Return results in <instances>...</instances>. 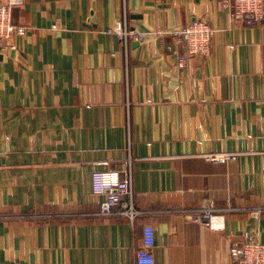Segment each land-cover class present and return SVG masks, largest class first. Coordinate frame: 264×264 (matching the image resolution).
<instances>
[{
  "label": "crops",
  "instance_id": "crops-1",
  "mask_svg": "<svg viewBox=\"0 0 264 264\" xmlns=\"http://www.w3.org/2000/svg\"><path fill=\"white\" fill-rule=\"evenodd\" d=\"M226 0H26L0 47V264H233L264 244V23ZM214 30L207 58L178 33ZM125 23L148 34L120 44ZM229 155L226 161L222 159ZM131 170L142 213L101 216L96 171ZM210 198L214 230L187 218Z\"/></svg>",
  "mask_w": 264,
  "mask_h": 264
},
{
  "label": "built area",
  "instance_id": "built-area-1",
  "mask_svg": "<svg viewBox=\"0 0 264 264\" xmlns=\"http://www.w3.org/2000/svg\"><path fill=\"white\" fill-rule=\"evenodd\" d=\"M26 0H0V41L8 40L15 34L23 36L26 28L13 23V12L21 8ZM234 22L248 25L264 23V0H226ZM110 33L116 34L121 45L129 42L143 43L148 34L130 29L125 23L116 24ZM215 30L203 20H195L178 33L185 54L180 57V67L184 68L189 57L207 58L212 53ZM224 159V158H223ZM222 159V160H223ZM93 192L101 196V216L122 215L132 221L142 212L136 208L131 170L122 177L118 171H96L92 175ZM229 209H218L210 198L205 197L198 209L188 212L187 218L196 223H205L214 230L225 228V214ZM233 264H264V244L245 233L243 240L235 242L231 248ZM135 264H156L155 256L147 249L135 251Z\"/></svg>",
  "mask_w": 264,
  "mask_h": 264
},
{
  "label": "rangeland",
  "instance_id": "rangeland-1",
  "mask_svg": "<svg viewBox=\"0 0 264 264\" xmlns=\"http://www.w3.org/2000/svg\"><path fill=\"white\" fill-rule=\"evenodd\" d=\"M25 28H26V34H27L28 28L27 27H25ZM26 34H24L23 36H25ZM16 37H21V35L15 34L12 38H10L8 40L0 41V47L3 49L11 48L12 46H14L13 41H14V39H16ZM229 159H234V158H231L229 155H226L222 161H226Z\"/></svg>",
  "mask_w": 264,
  "mask_h": 264
},
{
  "label": "bare ground",
  "instance_id": "bare-ground-1",
  "mask_svg": "<svg viewBox=\"0 0 264 264\" xmlns=\"http://www.w3.org/2000/svg\"><path fill=\"white\" fill-rule=\"evenodd\" d=\"M201 59H202V58H201ZM185 66H186V64H185ZM185 66H184V67H185Z\"/></svg>",
  "mask_w": 264,
  "mask_h": 264
}]
</instances>
